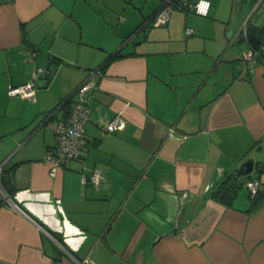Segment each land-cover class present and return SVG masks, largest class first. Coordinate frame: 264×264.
Masks as SVG:
<instances>
[{
	"label": "crops",
	"instance_id": "0c3cea01",
	"mask_svg": "<svg viewBox=\"0 0 264 264\" xmlns=\"http://www.w3.org/2000/svg\"><path fill=\"white\" fill-rule=\"evenodd\" d=\"M161 2L0 0L1 263L264 264V197L245 186L264 192V63L241 62L231 20L252 0H210L207 16L174 9L133 33ZM105 61L79 157L54 168L47 120L67 116ZM35 66L52 73L34 100L8 96ZM94 168L98 187L81 181ZM222 181L233 195L211 194Z\"/></svg>",
	"mask_w": 264,
	"mask_h": 264
},
{
	"label": "built area",
	"instance_id": "2783aa9c",
	"mask_svg": "<svg viewBox=\"0 0 264 264\" xmlns=\"http://www.w3.org/2000/svg\"><path fill=\"white\" fill-rule=\"evenodd\" d=\"M252 8L249 15L256 13L260 8H264V0H252ZM211 2L210 0H187L182 3L179 0H162L160 7L154 13L153 17L149 20V23L153 26L164 25L168 22L169 16L174 9H184L193 11L199 16H207L209 13ZM247 26L248 22L245 19L240 26L237 33L232 37V40L238 37H242L244 47L240 51V60L242 63H253L257 59L264 63V41L261 42L258 48L252 47L247 40ZM194 28L186 26L184 34L186 36L192 35ZM237 36V37H236ZM35 56L34 51H30L25 58L26 61H32ZM46 72L52 73V69L49 67L35 66L29 79L17 86L10 87L7 90V95L10 97L19 96L25 99L35 98L36 82L39 79L40 73ZM103 74L101 67L91 69L88 71L86 78L76 87L71 101L70 111L63 119L53 120L49 118L47 120L48 127L51 129L55 137V144L52 148L48 149L43 156L44 161H48L55 168L68 163L70 160L77 159L85 144V127L89 121L91 108L88 104L87 92L93 86L94 78L100 77ZM118 125V117H114L107 123L105 129L107 131L113 130ZM173 127L169 128V135H173ZM54 174V171H51ZM103 178V173L97 168L92 169L87 174L81 175L82 183H91L95 187H98ZM249 194L254 196L260 188V181L258 179H249L246 181ZM0 195L7 197L5 191L0 186ZM86 262V259L84 260ZM95 264V263H89Z\"/></svg>",
	"mask_w": 264,
	"mask_h": 264
},
{
	"label": "trees",
	"instance_id": "16d2710c",
	"mask_svg": "<svg viewBox=\"0 0 264 264\" xmlns=\"http://www.w3.org/2000/svg\"><path fill=\"white\" fill-rule=\"evenodd\" d=\"M154 15V14H153ZM153 15H151L150 17L145 18L133 31V33L138 30L139 28H141L143 25L145 24H150L149 20L153 17ZM132 34V33H131ZM130 36V35H129ZM127 36V38L129 37ZM241 40L242 37H241ZM247 40L249 42V44L254 47V48H258L261 44L262 41H264V25L262 26H254V25H248L247 26ZM121 56V54H119V52H115L113 53L108 61L112 58H116ZM108 61H105L103 63V65H101L100 67L102 68V70H104L105 65L107 64ZM72 97H69L67 102H71ZM226 182L222 181L221 183L217 184L214 189L211 190V194L212 195H225V194H229L231 193V195H233L234 191H230V189H227L224 187V184ZM264 197V192H262V190H260V188L258 189V191L256 192V194L254 196H252L254 201H261V198ZM0 264H3L0 262Z\"/></svg>",
	"mask_w": 264,
	"mask_h": 264
},
{
	"label": "rangeland",
	"instance_id": "374dc122",
	"mask_svg": "<svg viewBox=\"0 0 264 264\" xmlns=\"http://www.w3.org/2000/svg\"><path fill=\"white\" fill-rule=\"evenodd\" d=\"M252 5H253L252 2H249V3L243 2L240 9H237V8L233 9V11L231 12V16H232L231 20L233 22V25L236 27L235 28L236 30L233 33H237V31L239 30L240 26L242 25L245 19L247 20L248 25H254V26L264 25V8H260L256 13L249 15V13L251 12ZM224 14L225 16L227 15L228 17V15L230 14L229 7L225 8L224 6ZM112 41H113V38H112ZM241 177L242 176H240V178Z\"/></svg>",
	"mask_w": 264,
	"mask_h": 264
},
{
	"label": "water",
	"instance_id": "95a60500",
	"mask_svg": "<svg viewBox=\"0 0 264 264\" xmlns=\"http://www.w3.org/2000/svg\"><path fill=\"white\" fill-rule=\"evenodd\" d=\"M194 2L196 0H193ZM253 168V161L252 160H248L246 162H244L240 168L237 170V172L234 175V178H238L240 176H244V175H248L251 173Z\"/></svg>",
	"mask_w": 264,
	"mask_h": 264
}]
</instances>
